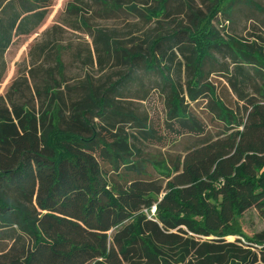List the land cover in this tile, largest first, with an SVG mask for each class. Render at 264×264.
I'll return each instance as SVG.
<instances>
[{"label":"trees","instance_id":"1","mask_svg":"<svg viewBox=\"0 0 264 264\" xmlns=\"http://www.w3.org/2000/svg\"><path fill=\"white\" fill-rule=\"evenodd\" d=\"M172 1L74 0L65 10L80 17L91 3L148 23L170 17ZM238 1L264 13L252 0H217L166 46L158 36L146 57L113 51L160 76L167 129L192 140L182 154L144 151L155 138L146 122L118 97L67 86L59 51L46 55L52 66L16 73L0 96V264H264V232L245 238L233 226L250 209L264 219V37L223 35ZM20 2L16 20L0 16V84L14 39L50 7ZM219 14L221 31L210 26ZM165 62L183 69V84ZM199 102L215 134L194 115Z\"/></svg>","mask_w":264,"mask_h":264},{"label":"rangeland","instance_id":"2","mask_svg":"<svg viewBox=\"0 0 264 264\" xmlns=\"http://www.w3.org/2000/svg\"><path fill=\"white\" fill-rule=\"evenodd\" d=\"M46 1L50 7L43 23L31 35L14 39L13 45L5 54L7 71L0 84V96L4 95L17 72L27 70L29 66H52L46 55L59 51L67 86L76 88L84 84L100 96L118 97V104L124 111L146 122L147 128L154 132L155 138L139 145L144 151L182 154L184 147L192 143V140L175 138L176 136L167 129L166 90L160 76L156 72H147L143 67H139L137 62L128 63L116 59L113 51L119 48V56L122 58L125 56L122 50L146 57L147 48L158 36L164 38L160 46H166L173 32H179L183 27L192 25L193 12L200 11L208 17L216 7L217 0H188L191 10H187L180 0H173L169 6L170 17L148 23L126 11L106 17L101 6L91 3L87 4L89 8H84L85 11L80 17L72 16L65 9L67 4L73 3L74 0ZM252 1L264 7V0ZM226 4L227 2L223 1L218 8L221 9ZM135 5L141 7L138 3ZM21 11L20 0H0L1 17L16 20L21 16ZM224 19L219 14L211 21L210 26L220 30ZM225 26L226 33L221 32L223 35L238 38L253 35L264 37V13L258 12L243 1H238L234 5L228 25ZM101 38L112 48V53L107 57L100 52ZM164 64L170 69L171 77L176 83L185 82L183 69L180 70L178 65L173 67L167 62ZM213 68L216 69L217 66ZM212 78L213 82L222 81L219 77ZM192 111L207 130L212 134L217 132V126L211 123L203 102L193 105ZM93 122L98 123L99 120L94 118ZM153 214L154 209L151 210V215ZM233 226L245 238H251L264 232V219L256 210L250 209L237 219ZM226 240L233 242L235 238ZM5 245L6 243L0 244V249Z\"/></svg>","mask_w":264,"mask_h":264}]
</instances>
